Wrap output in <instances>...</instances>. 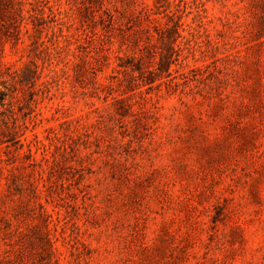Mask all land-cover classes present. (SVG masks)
<instances>
[{"label": "rangeland", "instance_id": "1", "mask_svg": "<svg viewBox=\"0 0 264 264\" xmlns=\"http://www.w3.org/2000/svg\"><path fill=\"white\" fill-rule=\"evenodd\" d=\"M0 90V264H264V0H0Z\"/></svg>", "mask_w": 264, "mask_h": 264}, {"label": "trees", "instance_id": "2", "mask_svg": "<svg viewBox=\"0 0 264 264\" xmlns=\"http://www.w3.org/2000/svg\"><path fill=\"white\" fill-rule=\"evenodd\" d=\"M1 84H3V83H1ZM5 96H6V94L2 90H0V107L3 106V102L5 100ZM17 142L18 141H15V143H17ZM1 143H3V141L0 140V144Z\"/></svg>", "mask_w": 264, "mask_h": 264}]
</instances>
